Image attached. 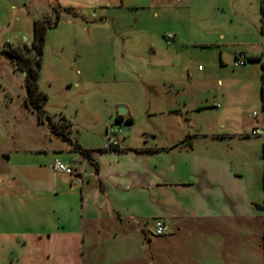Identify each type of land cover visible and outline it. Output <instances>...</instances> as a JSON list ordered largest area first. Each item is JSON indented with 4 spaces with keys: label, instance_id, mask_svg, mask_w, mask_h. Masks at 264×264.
<instances>
[{
    "label": "rangeland",
    "instance_id": "rangeland-1",
    "mask_svg": "<svg viewBox=\"0 0 264 264\" xmlns=\"http://www.w3.org/2000/svg\"><path fill=\"white\" fill-rule=\"evenodd\" d=\"M261 10L264 0H0V146L53 141L47 123L25 106L24 76L3 53L18 47L35 60L30 45L38 20L56 22L45 31L38 71L44 111L56 123L61 117L69 123L72 142L99 151L106 132L132 148L215 134L216 147L226 145L230 140L221 134L238 113L228 107L233 100L227 102L224 80L234 51H250L260 40ZM119 105L131 123L114 122ZM254 111L260 114L244 108L240 119L254 124ZM241 159L237 170L258 205L251 217L177 233L168 225L160 236L166 251L152 246L151 259L141 241L105 238V250L93 258L88 251L86 264H264V158ZM32 253L0 239V264H41Z\"/></svg>",
    "mask_w": 264,
    "mask_h": 264
},
{
    "label": "crops",
    "instance_id": "crops-1",
    "mask_svg": "<svg viewBox=\"0 0 264 264\" xmlns=\"http://www.w3.org/2000/svg\"><path fill=\"white\" fill-rule=\"evenodd\" d=\"M260 29V40L250 51H234L231 73L224 80L227 102L233 100L228 107L238 113L221 134L230 140L226 145L216 147L215 134L211 140L203 135L199 141L195 135L163 146L118 143L117 151L90 149L97 169L74 148L88 149L72 142L70 132L65 140L46 127L53 138L49 146H0V239L20 242L33 256L38 252L41 264H86L88 251L93 258L105 250L100 243L105 238L130 245L141 241L151 259V247L166 251L167 242L152 235L155 220L177 233L215 220L251 217L258 205L251 202L237 169L242 156L264 158V138L250 135L255 128L264 131L263 20ZM238 54L245 62L234 66ZM244 108L260 111L252 114L254 124L240 119ZM55 161L70 167L73 175L56 172Z\"/></svg>",
    "mask_w": 264,
    "mask_h": 264
},
{
    "label": "trees",
    "instance_id": "trees-1",
    "mask_svg": "<svg viewBox=\"0 0 264 264\" xmlns=\"http://www.w3.org/2000/svg\"><path fill=\"white\" fill-rule=\"evenodd\" d=\"M56 23V22H55ZM50 25L47 21H35L33 23V36H32V42H31V48L34 51L36 55L35 60H31L29 57H27L23 51L16 47V48H10L7 51H4L3 53L8 56L12 62L15 63L17 70H19L23 76H24V87L26 91V96L24 98V104L25 106L34 112L37 116V119L39 123H47L48 129L51 133L56 134L57 136H60L61 138L67 140V132H70V125L66 122L64 118L61 117L58 123L54 122L52 118L47 115V113L44 111V106L47 102V96L43 92L39 90L38 87V71H39V65H40V58L43 52L44 48V35L45 31L48 27L54 26ZM248 60H255V59H248ZM114 121L116 123H125L129 124L131 123V118L128 116L127 118L121 117L119 115H115ZM74 148L84 155L88 160H90L94 167L97 169V164L93 161L91 154L93 150L90 149H82L79 147V145L74 144ZM106 150H118V146L112 149H102L99 151H106Z\"/></svg>",
    "mask_w": 264,
    "mask_h": 264
},
{
    "label": "built area",
    "instance_id": "built-area-1",
    "mask_svg": "<svg viewBox=\"0 0 264 264\" xmlns=\"http://www.w3.org/2000/svg\"><path fill=\"white\" fill-rule=\"evenodd\" d=\"M173 37L171 35L166 36L165 39L169 40L172 39ZM245 62V58L238 54L235 57V61H234V66H241L243 65ZM256 114L254 113V116ZM113 133H105V149H112L118 146V142L116 139H114V137L112 136ZM250 135L253 137H263L264 138V131L262 129H258L255 128L250 132ZM53 169L56 172H60V173H64L66 175H73V171L70 167L62 164L59 161H55L53 164ZM170 231V228L167 224H165L164 222L160 221V220H155L152 224V235L156 236V237H160L163 236L165 234H167Z\"/></svg>",
    "mask_w": 264,
    "mask_h": 264
},
{
    "label": "water",
    "instance_id": "water-1",
    "mask_svg": "<svg viewBox=\"0 0 264 264\" xmlns=\"http://www.w3.org/2000/svg\"><path fill=\"white\" fill-rule=\"evenodd\" d=\"M117 115L126 118L128 116V112L126 110V107L124 105L118 106Z\"/></svg>",
    "mask_w": 264,
    "mask_h": 264
}]
</instances>
